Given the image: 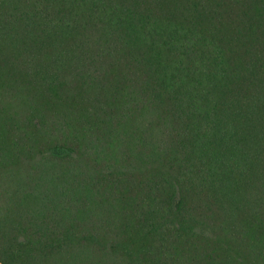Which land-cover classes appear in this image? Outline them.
<instances>
[{"label":"trees","instance_id":"obj_1","mask_svg":"<svg viewBox=\"0 0 264 264\" xmlns=\"http://www.w3.org/2000/svg\"><path fill=\"white\" fill-rule=\"evenodd\" d=\"M0 264H264V0H0Z\"/></svg>","mask_w":264,"mask_h":264}]
</instances>
